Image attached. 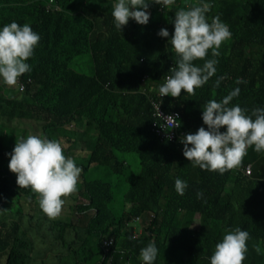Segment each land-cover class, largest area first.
Masks as SVG:
<instances>
[{
	"label": "trees",
	"instance_id": "trees-1",
	"mask_svg": "<svg viewBox=\"0 0 264 264\" xmlns=\"http://www.w3.org/2000/svg\"><path fill=\"white\" fill-rule=\"evenodd\" d=\"M115 2L0 0V28L27 23L40 36L27 61L31 71L19 78L18 87L0 89V264H142L140 249L151 241L159 249L154 264H210L216 243L236 227L250 234L243 264H264V152L250 147L239 167L220 174L189 162L180 138L152 131V101H160L167 113H180L183 135L206 128L204 105L236 87L240 93L232 104L249 112L264 108V0H205L212 6L206 15H219L232 36L218 57L208 53L207 59L218 61L215 74L195 95L182 90L179 98H158L159 87L178 59L168 42L174 14L198 0H175L170 7L149 3L148 23L130 19L122 32L111 14ZM161 28L169 37L157 35ZM82 53L89 55L91 74L71 66ZM237 78L246 83L237 85ZM77 117L93 131L85 140L89 148L75 160L64 127ZM29 123L36 133L26 131ZM28 135L58 139L66 157L82 169L78 190L63 198L54 219L45 214L43 221L42 214L20 208L39 197L16 184L8 154L15 140ZM135 156L139 170L127 178ZM247 164L250 175L241 169ZM107 170L129 181L119 197L101 175ZM177 178L187 183L182 196L175 191ZM110 239L113 244L104 245Z\"/></svg>",
	"mask_w": 264,
	"mask_h": 264
},
{
	"label": "clouds",
	"instance_id": "clouds-1",
	"mask_svg": "<svg viewBox=\"0 0 264 264\" xmlns=\"http://www.w3.org/2000/svg\"><path fill=\"white\" fill-rule=\"evenodd\" d=\"M149 3L170 7L175 4V0H116L111 13L116 29L122 32L130 19L137 24L146 25L150 18L147 11ZM211 7L205 0H198L197 3L188 4L175 12L172 20L174 31L168 42L178 59L175 66L169 69L171 74L159 87L160 97L179 98L182 90L193 96L196 94L195 90L204 86L215 74L218 61L215 58L207 59L208 53L211 51L212 57H218L219 48L231 38L232 33L219 15L209 19L206 14ZM157 35L167 38L169 32L166 28H161ZM39 41V34L27 23L12 21L0 28V81L4 85L15 87L19 78L31 71L27 61L33 57ZM198 60L204 61L203 64L194 63ZM221 79L223 77L215 82L216 87H219ZM235 83L240 85L246 81L237 78ZM239 93L240 88L236 87L220 101L209 100L202 109L201 117L206 128L199 127L195 133L180 137L183 156L201 170L223 174L241 165L248 148L253 147L257 153L264 152V108L255 107L249 112L239 104H232L233 98L238 97ZM156 102L161 105L160 101ZM158 108L159 105L157 111ZM161 118L169 129L175 127L183 131L180 129V117L179 123L176 116ZM155 120L153 110L152 128ZM73 123L74 121L68 126L73 127ZM222 128L224 131H221ZM80 143L87 147L85 141ZM69 145L73 144L68 143L67 146ZM8 155V167L16 174V184L20 188H30L38 195L39 207L43 213L49 218H57L65 204L63 198L78 190L82 169L73 158L65 156L60 141L43 135L20 137L15 140V146ZM247 166L250 167V164L241 169L245 175H250L251 168L249 173L245 171ZM229 185L231 184H227ZM186 188L185 181L179 178L175 180V191L179 195H184ZM196 195L197 198H202L203 192H197ZM136 235L134 233L133 236ZM249 239L250 234L246 230L239 227L227 229L215 245L210 264H243ZM111 244L113 239L104 241L106 246ZM254 251L260 254L259 245L254 246ZM158 253L155 241H151L140 249L139 258L142 264H154Z\"/></svg>",
	"mask_w": 264,
	"mask_h": 264
},
{
	"label": "rangeland",
	"instance_id": "rangeland-1",
	"mask_svg": "<svg viewBox=\"0 0 264 264\" xmlns=\"http://www.w3.org/2000/svg\"><path fill=\"white\" fill-rule=\"evenodd\" d=\"M88 56L89 55L82 53L81 55H79V58L81 59V61L74 62L71 66L75 70L85 72L87 74H91L93 71V68H92V62L88 60ZM5 86L6 85H4L2 81H0V89H2ZM7 87H9V86H7ZM20 89H23V85L20 86ZM0 93H2V91H0ZM24 125H25V123L22 124L21 129H24L23 128ZM64 128L69 131V134H68V138L70 139L69 143L73 144V146H71V154H73V158L75 160H78L80 158V156L82 155L83 151L88 149L90 146V144H88L87 147L82 146L80 142L85 141L87 139V134L92 133L93 128L86 126L85 121L83 119H81L80 117L75 118L74 123H73V127L66 126ZM29 130L34 131L36 133V126L33 124H30L29 129L26 131H29ZM135 159H136V161L132 160L131 162H129L128 171L125 175L127 178L132 179L134 177V175L139 170V165L137 164L138 159L136 156H135ZM76 162H79V161H76ZM101 175L112 183V187L117 191V197L121 196L123 191L126 188L125 185L129 182L128 179L123 178L122 180H119L109 170H107L106 172L102 171ZM38 199L39 198L30 199L28 201L27 205H22V206H20V208H22L23 212H29L30 215L42 214V220L44 221L45 213H43V211L39 207ZM80 201L86 202L84 199H80ZM10 204L12 206H15V204H19V203L18 202H16V203L12 202ZM5 212L14 213L10 210H5ZM14 218H16V217H14ZM198 224H199V219L197 216H195L192 226L196 227V226H198ZM59 248L60 247L58 244L56 250H59ZM64 252H66V250H64ZM37 260L40 261V257H38ZM38 264H40V263H38Z\"/></svg>",
	"mask_w": 264,
	"mask_h": 264
},
{
	"label": "built area",
	"instance_id": "built-area-1",
	"mask_svg": "<svg viewBox=\"0 0 264 264\" xmlns=\"http://www.w3.org/2000/svg\"><path fill=\"white\" fill-rule=\"evenodd\" d=\"M168 75H166L167 77ZM165 77V79H166ZM165 79H164V82H165ZM163 82V83H164ZM160 97V94L158 95ZM162 98V97H160ZM159 105V108H158V111H157V107ZM152 106H153V110H154V116L156 118V120L153 122V131L154 133H157L158 135H160L161 137H164V138H167L169 140H173V139H177V138H180L183 136V131H180L179 128H171L169 129L167 126H166V122L165 120H163L161 117H165V116H169V115H172V116H176L177 119H178V123H179V113L177 112H170V113H165L162 108H161V105L156 102V101H152ZM161 115H159V113ZM245 171L247 173L250 172V167L247 166Z\"/></svg>",
	"mask_w": 264,
	"mask_h": 264
},
{
	"label": "crops",
	"instance_id": "crops-1",
	"mask_svg": "<svg viewBox=\"0 0 264 264\" xmlns=\"http://www.w3.org/2000/svg\"><path fill=\"white\" fill-rule=\"evenodd\" d=\"M74 69V68H73ZM76 71H78V70H76ZM79 72H81V71H79ZM83 73H85V72H83Z\"/></svg>",
	"mask_w": 264,
	"mask_h": 264
}]
</instances>
